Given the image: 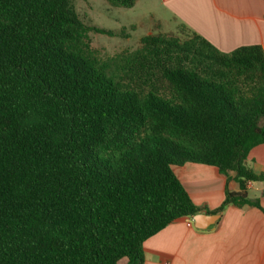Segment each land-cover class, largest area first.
I'll return each mask as SVG.
<instances>
[{
	"label": "trees",
	"instance_id": "1",
	"mask_svg": "<svg viewBox=\"0 0 264 264\" xmlns=\"http://www.w3.org/2000/svg\"><path fill=\"white\" fill-rule=\"evenodd\" d=\"M71 1L0 0V264H143L148 238L200 211L172 171L185 163L238 185L209 214L260 209L263 49L182 27L102 58L88 34H116Z\"/></svg>",
	"mask_w": 264,
	"mask_h": 264
},
{
	"label": "crops",
	"instance_id": "2",
	"mask_svg": "<svg viewBox=\"0 0 264 264\" xmlns=\"http://www.w3.org/2000/svg\"><path fill=\"white\" fill-rule=\"evenodd\" d=\"M148 18L131 25L147 35H177L185 27L223 53L260 46L264 51V0H153ZM139 38V40H140ZM247 164L264 176V144L251 149ZM172 171L203 218L199 227L192 217L178 218L143 244V264H264V183H250L247 195L258 199L260 209L228 205L209 214L224 200L225 186L238 185L212 166L185 163ZM198 225V224H197Z\"/></svg>",
	"mask_w": 264,
	"mask_h": 264
},
{
	"label": "rangeland",
	"instance_id": "3",
	"mask_svg": "<svg viewBox=\"0 0 264 264\" xmlns=\"http://www.w3.org/2000/svg\"><path fill=\"white\" fill-rule=\"evenodd\" d=\"M73 11L86 25L112 31L113 37L90 32V47L100 57L112 56L121 50L138 47L139 38L145 34V27L131 31V25L153 24L148 18L153 9V0H136L132 8H113L103 0H72ZM121 29L127 37H123Z\"/></svg>",
	"mask_w": 264,
	"mask_h": 264
},
{
	"label": "water",
	"instance_id": "4",
	"mask_svg": "<svg viewBox=\"0 0 264 264\" xmlns=\"http://www.w3.org/2000/svg\"><path fill=\"white\" fill-rule=\"evenodd\" d=\"M203 218V215L202 213H197L194 218H193V221L196 223V227L198 228L199 227V220H201ZM198 224V225H197Z\"/></svg>",
	"mask_w": 264,
	"mask_h": 264
},
{
	"label": "built area",
	"instance_id": "5",
	"mask_svg": "<svg viewBox=\"0 0 264 264\" xmlns=\"http://www.w3.org/2000/svg\"><path fill=\"white\" fill-rule=\"evenodd\" d=\"M250 183H248V185H249ZM191 224H192V217H188V222H187V225L188 226H191Z\"/></svg>",
	"mask_w": 264,
	"mask_h": 264
}]
</instances>
